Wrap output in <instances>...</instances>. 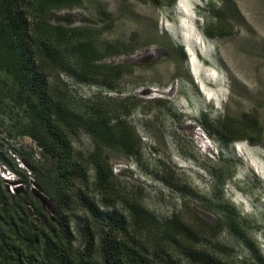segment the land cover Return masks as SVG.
Here are the masks:
<instances>
[{"label":"rangeland","instance_id":"374dc122","mask_svg":"<svg viewBox=\"0 0 264 264\" xmlns=\"http://www.w3.org/2000/svg\"><path fill=\"white\" fill-rule=\"evenodd\" d=\"M80 1L78 7L55 15L66 17L73 27L96 30L100 47L128 44V52L102 60L120 65L124 74L108 92L61 73L53 79L71 104L98 100L127 112L124 119L139 137L138 152L128 157L103 152L116 191L137 199L159 222L174 214L194 228L193 236L172 240L169 257L175 264H189L187 247L204 250L225 264H264V0H175L170 6L163 0ZM98 9L110 15L108 26L99 20ZM217 10L219 21L213 17ZM209 23L219 29L213 39L202 35ZM163 33L182 46L185 61L162 51ZM248 113L262 131L256 144L235 141L224 146L209 135L216 117L235 119ZM202 115L208 126L199 123ZM22 123L21 114L1 97L0 141L7 154L18 157L17 166L29 171L27 189L38 195L34 206L50 214L54 204L39 193L35 172L20 160L21 155L35 168L47 166L43 155L39 161L31 158V139L18 132ZM71 138L76 157L87 168L86 183L70 185L67 215L72 249L82 252V231L87 227L97 234L100 223L74 196L84 185L97 201L91 142L78 131ZM165 174L177 182L164 184ZM0 177L8 191L19 184L5 168ZM115 206L116 213H122L119 204ZM34 211L28 206L30 219L36 217Z\"/></svg>","mask_w":264,"mask_h":264},{"label":"trees","instance_id":"16d2710c","mask_svg":"<svg viewBox=\"0 0 264 264\" xmlns=\"http://www.w3.org/2000/svg\"><path fill=\"white\" fill-rule=\"evenodd\" d=\"M174 1L163 0L165 6ZM80 4V0H0V99L5 96L21 114L18 132L40 148L46 167L35 168L21 155L20 160L35 172L39 193L54 204L50 214L34 206L38 195L27 189L29 171L17 166L0 141V169L16 176L19 183L8 191L0 177V264H175L169 257L172 240L183 234L193 236L194 228L174 214L159 222L137 199L119 194L103 155L106 149L126 157L138 152L139 137L124 119L127 112L98 100L82 103L84 107L71 104L55 86L53 77L61 73L108 92L124 74L120 65L102 60L128 52V44L100 47L96 30L73 27L66 17L55 15ZM96 13L104 26L112 22L104 10ZM213 17L219 21V10ZM218 30L209 23L202 35L213 39ZM160 36L162 51L185 61L182 46L166 33ZM206 121L202 115L199 123L208 126ZM208 128L209 135L224 146L235 141L254 145L262 134L257 118L249 113L235 119L221 115ZM75 131L91 142L89 162L97 201L82 189L84 185L77 187L75 200L100 223L97 234L87 227L82 231V252L72 249L74 235L67 221L70 185L87 181L86 163L82 164L72 147ZM161 181L170 186L177 182L167 174ZM115 203L122 213H116ZM28 206L35 210L33 219L28 217ZM185 253L189 264H225L204 250L187 247Z\"/></svg>","mask_w":264,"mask_h":264},{"label":"built area","instance_id":"2783aa9c","mask_svg":"<svg viewBox=\"0 0 264 264\" xmlns=\"http://www.w3.org/2000/svg\"><path fill=\"white\" fill-rule=\"evenodd\" d=\"M31 144H32V150H31V158L34 160V161H39L41 160V150L38 146L35 145V143L31 140L30 141ZM9 152V151H8ZM9 156L11 158H13V160L18 163L17 165H21V163L19 162L18 160V157L14 155V153H8Z\"/></svg>","mask_w":264,"mask_h":264},{"label":"snow or ice","instance_id":"6c2138e0","mask_svg":"<svg viewBox=\"0 0 264 264\" xmlns=\"http://www.w3.org/2000/svg\"><path fill=\"white\" fill-rule=\"evenodd\" d=\"M183 2H187V0H183Z\"/></svg>","mask_w":264,"mask_h":264},{"label":"clouds","instance_id":"9594fccd","mask_svg":"<svg viewBox=\"0 0 264 264\" xmlns=\"http://www.w3.org/2000/svg\"><path fill=\"white\" fill-rule=\"evenodd\" d=\"M206 39V38H205Z\"/></svg>","mask_w":264,"mask_h":264}]
</instances>
